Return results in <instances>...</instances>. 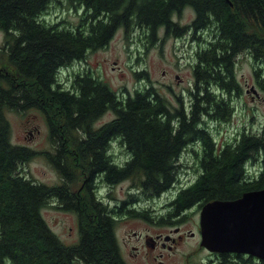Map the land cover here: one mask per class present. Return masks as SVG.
<instances>
[{"label": "trees", "instance_id": "16d2710c", "mask_svg": "<svg viewBox=\"0 0 264 264\" xmlns=\"http://www.w3.org/2000/svg\"><path fill=\"white\" fill-rule=\"evenodd\" d=\"M57 2L82 8L77 25L42 17ZM186 8H192L196 16L191 25L181 27L174 17ZM190 27L196 41H204L196 51L190 111L170 103L153 85L121 99L108 83L86 71L76 73L70 87L59 82L60 68L107 46L122 28L127 36L135 28L142 29L154 42L160 30L166 37H179ZM202 31L213 37L197 36ZM0 33V264H126L116 236L115 207L108 210L89 193L77 203L72 195L64 196L62 187L21 174L20 165L39 153L13 142L8 111L41 110L55 149V143H75L79 131L88 132L81 151L93 156L91 165L70 166L73 171H69L56 150L44 155L70 180V173L90 168L93 174L102 172L103 180L114 186L131 181L133 193L119 211L129 202L169 191L178 180V157L190 143L203 146L200 173L170 201L171 223L172 217L195 205L264 189V132L243 130L232 142L220 145L204 125L205 117L220 123L232 118L234 106L229 98L242 91L234 70L241 52L249 53L259 66L253 73L264 91V0H0ZM213 84L228 97L218 95ZM109 111L115 118L94 127ZM61 127L64 135L58 137ZM109 140L128 148L130 158L124 165L104 160ZM74 157L72 151L66 154L67 159ZM257 157L263 159V172L257 180L246 181L245 162ZM50 198L65 200L64 208L76 212L79 238L75 243L63 242L44 218L42 209ZM129 207L125 210L130 218H149L148 207ZM248 263L264 264V260L224 253L218 262L204 264Z\"/></svg>", "mask_w": 264, "mask_h": 264}, {"label": "rangeland", "instance_id": "374dc122", "mask_svg": "<svg viewBox=\"0 0 264 264\" xmlns=\"http://www.w3.org/2000/svg\"><path fill=\"white\" fill-rule=\"evenodd\" d=\"M67 6H69L67 3H54L42 17L51 22L64 21L66 25L74 27L80 21L82 8L77 10ZM195 16L193 9L186 8L181 15H176L174 19L181 27H184L191 25ZM193 33L194 31L190 27L179 37H166L164 31L160 30L158 39L150 42L144 30L135 28L131 35L127 36L125 29L122 28L116 32L107 46L89 52L86 58L62 67L58 76L59 80L64 85L70 86L77 72L86 71L99 76L117 95L124 98L127 97V94H134L136 90L153 85L175 106H180L177 95H182L185 108L190 111L193 92L190 94L188 89H194V66L198 61L196 51L199 42L204 45V41H196ZM197 36L202 38L205 36L208 39L213 37V33L208 34L207 31H204L197 33ZM2 41L3 34L0 33V43ZM256 67L259 66L251 55L241 52L236 57L234 70L242 91L239 96L236 94L237 96L231 98L233 93L229 98L230 104L234 106L232 118L224 123L209 117L204 118V125L209 129L216 144L233 141L236 132L242 130L244 126H246L245 129H250L249 131L253 133L264 132V97L259 100L252 92H247V89L255 86L264 96V91L255 82L253 68ZM141 72L145 73L139 75ZM177 74L183 78L182 84L178 83ZM213 90L218 95L228 97L226 92L215 84H213ZM7 117L12 128L13 142L32 148L39 153L20 165L21 174L36 182L66 189L70 179L60 174L44 155V153L55 152V150L58 155L59 149V142L55 143L58 145L56 149L54 148L52 133L45 114L39 109L31 108L20 112L8 111ZM113 118H115L114 112L109 111L104 113L95 124L100 126ZM55 138L58 137L55 136ZM112 147V153L116 158L125 160L128 157L129 151L122 147L119 141H114ZM202 152L203 146L200 144L188 145L178 157V180L169 191L154 199L144 198L137 202H126L127 204L121 211L119 208L123 206V201L128 199L129 193H133L131 181L127 180L116 186L101 179L96 182L98 185L97 198L107 205L108 210L112 211L113 207L118 210V214L115 215L117 218L116 236L125 261L130 264H202V261L206 263L209 259L215 258L214 261L218 262V258L200 245L201 207L199 205L172 217V223L168 216L171 209L169 204L173 197L181 187L192 183L199 176V158ZM252 161H248L247 164V170L251 174L258 169ZM64 163L66 164L67 161ZM62 178H65V181ZM75 187L71 186L70 188L74 189ZM64 207H66L65 200L59 201L56 198H50L42 212L52 230L61 240L72 244L79 238V220L74 210L70 209V211ZM128 207L135 209L148 207L149 218H130L125 210ZM184 215H186L185 218ZM162 219L163 222H161ZM176 227H180L179 233L172 231ZM171 231L177 238L176 247L172 250L160 248L151 251L145 246L143 240L140 241L137 238L139 232L155 236L158 233L168 234ZM193 232L194 236L191 235ZM180 234L182 238L179 237ZM135 246L139 250L136 255L134 253L138 250L134 249Z\"/></svg>", "mask_w": 264, "mask_h": 264}, {"label": "water", "instance_id": "95a60500", "mask_svg": "<svg viewBox=\"0 0 264 264\" xmlns=\"http://www.w3.org/2000/svg\"><path fill=\"white\" fill-rule=\"evenodd\" d=\"M251 89L259 96L254 86ZM200 225L201 246L207 250L264 259V189L244 192L236 199L206 203L201 210Z\"/></svg>", "mask_w": 264, "mask_h": 264}, {"label": "flooded vegetation", "instance_id": "af4514ba", "mask_svg": "<svg viewBox=\"0 0 264 264\" xmlns=\"http://www.w3.org/2000/svg\"><path fill=\"white\" fill-rule=\"evenodd\" d=\"M176 79H178L179 84H182L183 78H181V76L179 74L176 75ZM195 82H196V77H195ZM188 90H189L190 94L193 92V88H190ZM177 96L179 98L180 105H182L184 107V110L186 112L187 110H186L185 105H184L183 96L182 95H180V96L177 95ZM263 97L264 96H262L260 94V97H258L257 99L262 100ZM120 98L122 99L124 97L120 96ZM191 105H192V103H191ZM191 105H190V107H191ZM102 126H103V124L100 126H97L96 124H94V127H100L101 128ZM57 134H58V137L61 135H64V128L61 127L59 129V131L57 132ZM88 137H89L88 132L79 131L77 133L78 142L69 143L65 146H64V144L63 145L59 144L58 157H59V160H60V162L64 168H65V166H67L69 171H73V170H70V166L91 165L93 163V156L91 157V155H88L85 152L81 151V147L84 146ZM81 140H84V141H81ZM113 143H114V141H111V140L107 141L105 148H104V151H105L104 152V160L106 162H108V164L115 163L117 165L122 166L125 164V162H127L129 160L130 154H128V157H126L125 160H122V158H119V159L116 158V156L112 153L113 152V147H112ZM119 143H120V141H119ZM120 145L122 147H125L128 150V148L126 147L125 144L120 143ZM70 151H72L74 153L75 157L67 159L66 154L69 153ZM60 157H62V158H60ZM65 161H67L66 164L64 163ZM259 172L260 171H258L257 174H255L254 176H257L259 174ZM70 174L72 175V179L69 182H67L68 187L66 189H63L64 196L69 197L70 195H72L71 196L72 200L75 201V198H76L77 203H80L81 199L83 197H85V195L88 193H89V195H92L93 197H98L97 193H96V189L98 188V185L96 184V182L100 179L101 180L104 179V174L102 172H95L93 174V170L90 171V168H88V169L83 168L81 170L77 169L76 172H73ZM81 178H82V181L79 182V180ZM248 178H249L248 176L244 177L245 180H248ZM62 180L65 181V178H62ZM70 182H72L73 184ZM71 186H76V187L74 189H71L70 188ZM104 199H105V197H104ZM172 231H174L175 233H179L180 227H176ZM172 231L168 234L158 233L155 236H153L149 233L139 232V233H137V238L140 241L143 240L145 246L148 249H150L151 251H155V250L160 249V248L172 250L173 248L176 247L175 243L177 242V238L175 236H173ZM194 234H195L194 232L191 233L192 236H194ZM168 236H170V238H168V240H166V237H168ZM179 237L182 238L181 234ZM134 249L138 250V247L135 246ZM203 249H205V248L203 247ZM137 252H139V250L136 251L134 253V255H136ZM209 253H211V252H209ZM211 254L214 255L215 253H211ZM161 255H163V254H161ZM214 256L219 257V254H215ZM160 262L163 263V261H160ZM125 263L130 264L128 261H125ZM202 264H204V261H202Z\"/></svg>", "mask_w": 264, "mask_h": 264}]
</instances>
